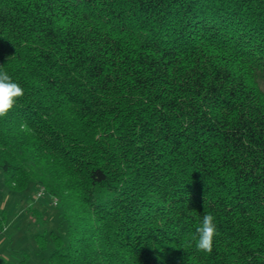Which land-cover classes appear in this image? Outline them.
<instances>
[{
  "label": "trees",
  "instance_id": "trees-1",
  "mask_svg": "<svg viewBox=\"0 0 264 264\" xmlns=\"http://www.w3.org/2000/svg\"><path fill=\"white\" fill-rule=\"evenodd\" d=\"M0 71L25 93L0 170L57 200L49 264H264V0H0Z\"/></svg>",
  "mask_w": 264,
  "mask_h": 264
},
{
  "label": "rangeland",
  "instance_id": "rangeland-1",
  "mask_svg": "<svg viewBox=\"0 0 264 264\" xmlns=\"http://www.w3.org/2000/svg\"><path fill=\"white\" fill-rule=\"evenodd\" d=\"M37 188L29 185L23 192L15 191L3 181L0 170V214L4 215V231L0 234V264H13V252L27 248L32 264H49V247L40 250L35 240L38 232L57 230L60 211L46 194L36 196ZM27 208V209H26ZM38 210L31 215L28 209Z\"/></svg>",
  "mask_w": 264,
  "mask_h": 264
},
{
  "label": "clouds",
  "instance_id": "clouds-1",
  "mask_svg": "<svg viewBox=\"0 0 264 264\" xmlns=\"http://www.w3.org/2000/svg\"><path fill=\"white\" fill-rule=\"evenodd\" d=\"M24 94V89L18 82H15L6 71H0V118L6 117ZM218 235L215 217L212 214H205L195 229V235L186 244L188 247L195 245L197 251L211 254L214 240Z\"/></svg>",
  "mask_w": 264,
  "mask_h": 264
},
{
  "label": "built area",
  "instance_id": "built-area-1",
  "mask_svg": "<svg viewBox=\"0 0 264 264\" xmlns=\"http://www.w3.org/2000/svg\"><path fill=\"white\" fill-rule=\"evenodd\" d=\"M44 194H45L44 188L42 186H37L36 196L41 197ZM56 203H57V200L52 199V204L56 205Z\"/></svg>",
  "mask_w": 264,
  "mask_h": 264
},
{
  "label": "crops",
  "instance_id": "crops-1",
  "mask_svg": "<svg viewBox=\"0 0 264 264\" xmlns=\"http://www.w3.org/2000/svg\"><path fill=\"white\" fill-rule=\"evenodd\" d=\"M27 209V208H26Z\"/></svg>",
  "mask_w": 264,
  "mask_h": 264
}]
</instances>
